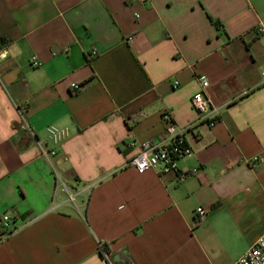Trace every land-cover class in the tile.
Wrapping results in <instances>:
<instances>
[{"label":"crops","instance_id":"crops-1","mask_svg":"<svg viewBox=\"0 0 264 264\" xmlns=\"http://www.w3.org/2000/svg\"><path fill=\"white\" fill-rule=\"evenodd\" d=\"M3 48L0 225L20 228L0 264H233L264 233V0H0ZM165 114L193 155L140 174L127 163ZM49 125L68 132L54 166Z\"/></svg>","mask_w":264,"mask_h":264},{"label":"built area","instance_id":"built-area-1","mask_svg":"<svg viewBox=\"0 0 264 264\" xmlns=\"http://www.w3.org/2000/svg\"><path fill=\"white\" fill-rule=\"evenodd\" d=\"M140 1L145 3L147 0ZM7 54L8 51L6 48L0 50V58H6ZM92 54H96V51L94 50ZM32 65L39 66L40 62L36 58H33ZM262 77L264 78V67L262 69ZM85 85L82 82H73L71 88L76 93L83 90ZM208 87L209 81L204 78L201 79V89L193 96L192 102L199 114L197 122L214 126L216 124L217 110L213 107L212 100L207 91ZM21 116L22 130L28 131L34 136V131L26 115L22 113ZM164 118L167 121L166 137L162 140H146L140 142L139 152L132 156L127 163L128 166L134 167L140 174L151 169H157L162 174L177 172L178 161L193 155V150L185 137L187 129L177 128L169 114H165ZM46 130L52 146L49 147L47 144L38 141V147L40 154L54 166L53 158L58 154L57 147L67 137L68 132L56 125H49ZM252 161L263 162L264 158L262 156H254ZM197 172V168H194L191 172H182L180 179H185L189 174H196ZM70 197L73 199V196ZM196 213L199 219H204L208 211L200 206L196 209ZM19 228L20 226L15 224V217L12 214L9 212L2 214L0 225V235L2 237H7ZM99 248L103 255L108 256V252L103 243H99ZM233 264H264V233L256 240L252 248L247 250Z\"/></svg>","mask_w":264,"mask_h":264}]
</instances>
